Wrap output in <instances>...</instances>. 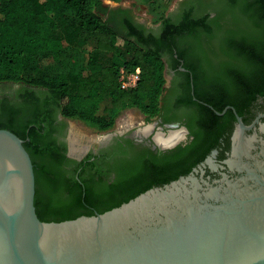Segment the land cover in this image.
<instances>
[{
  "label": "trees",
  "instance_id": "16d2710c",
  "mask_svg": "<svg viewBox=\"0 0 264 264\" xmlns=\"http://www.w3.org/2000/svg\"><path fill=\"white\" fill-rule=\"evenodd\" d=\"M104 1L0 0L5 62L0 65V88L17 86L14 92H0V129L25 141L35 166L37 214L44 222L74 220L119 207L170 183L206 151L203 144L188 161L154 175V186L121 173L114 186L94 198L82 176L67 168L71 161L53 135L57 113L103 131L126 110H139L149 118L160 115L167 85L166 55L175 69L184 62L195 85L212 81L218 65L224 70L218 78L228 75L235 82L241 66L253 69L251 77L264 78V0H205L199 10L188 7L177 21L165 18L157 34L147 32L129 10L109 9ZM208 7L217 8L215 17L207 13ZM92 39L95 50L86 61H76L67 69L30 72V66H39L46 56L59 59L66 45L72 52L80 51ZM215 55L220 61L217 67ZM138 67L137 86L123 88L122 70L134 72ZM187 82L190 85V79ZM107 99L111 107L103 117L100 111Z\"/></svg>",
  "mask_w": 264,
  "mask_h": 264
},
{
  "label": "water",
  "instance_id": "95a60500",
  "mask_svg": "<svg viewBox=\"0 0 264 264\" xmlns=\"http://www.w3.org/2000/svg\"><path fill=\"white\" fill-rule=\"evenodd\" d=\"M24 144L0 129V264H264V166L214 181L195 170L104 213L44 222Z\"/></svg>",
  "mask_w": 264,
  "mask_h": 264
},
{
  "label": "flooded vegetation",
  "instance_id": "af4514ba",
  "mask_svg": "<svg viewBox=\"0 0 264 264\" xmlns=\"http://www.w3.org/2000/svg\"><path fill=\"white\" fill-rule=\"evenodd\" d=\"M201 2L205 0H181L170 18L177 21L188 7L199 10ZM216 12V7L207 9L211 17H215ZM161 26L147 29V32L157 34ZM216 57L212 59L217 67L220 61ZM165 60L172 62L169 55ZM181 68H184L183 61L177 69H168L167 64L172 78L167 82L160 115L154 122H148L145 117L141 126L129 125L123 131L101 137L93 145L85 141L79 145V140L72 136L69 119L56 114L53 135L71 161L67 168L77 177L82 176L85 188L94 198H100L102 192L114 186L121 173L137 183L147 182L154 186V175L188 161L194 149L203 144L206 151L202 158L186 170L187 174L180 172L171 182L195 170L200 171L197 176L205 171L204 176L211 181L221 179V173L239 179L264 166V78L251 77L253 69L246 66L237 69L235 82L228 75L218 78L217 73L224 71L218 65L212 72V81L204 79L195 85L193 73ZM216 80L220 83L214 82ZM148 125L154 126L149 134L138 132ZM180 129H184L185 135L171 143L173 146L167 144L166 139ZM198 136L201 139L197 142ZM162 140L167 147L157 143ZM235 149H239L236 155ZM233 159L236 164L229 165Z\"/></svg>",
  "mask_w": 264,
  "mask_h": 264
},
{
  "label": "rangeland",
  "instance_id": "374dc122",
  "mask_svg": "<svg viewBox=\"0 0 264 264\" xmlns=\"http://www.w3.org/2000/svg\"><path fill=\"white\" fill-rule=\"evenodd\" d=\"M181 0H105L104 6L109 9L114 8H123L129 10L137 22L143 24L147 29H157L161 26L163 20L175 11ZM69 17L74 19V14L70 12ZM61 22V21H60ZM95 40H90L86 45L82 47L80 51L72 52L71 48L64 49L60 55L59 59H54L51 56H46L42 60V63L39 66H30V72L32 74H37L40 71H46L50 68H69L76 61H86L90 54L95 50ZM3 53L2 48L0 47V65H3L5 62L1 59V54ZM51 57V59H50ZM168 69L173 68V63L167 61ZM171 74L167 70V82L171 80ZM123 79L126 82H132L130 75L125 74ZM17 86H8L1 87L0 92L2 91H15ZM111 107V101L109 99L105 100L101 107L100 115L105 117L108 114V110ZM145 117L148 118V122H154L156 117L149 118L147 115L143 114L139 110L131 109L126 110L120 114L116 119L113 127L108 130H100L96 126L89 125L87 123L69 119L70 128L72 131V136L74 139L79 140V145L82 142H87L94 144L101 137L114 133L117 131L125 130L129 125L135 127L141 126L145 122Z\"/></svg>",
  "mask_w": 264,
  "mask_h": 264
},
{
  "label": "bare ground",
  "instance_id": "6f19581e",
  "mask_svg": "<svg viewBox=\"0 0 264 264\" xmlns=\"http://www.w3.org/2000/svg\"><path fill=\"white\" fill-rule=\"evenodd\" d=\"M154 128V126L153 125H148L147 127H145V128H143V129H140L138 132L140 133V134H149L151 131H152V129ZM176 133H178V131L177 132H174V133H172V135H170V137L168 138V139H166L167 140V144L168 143H173V142H176V141H178L180 138H182L184 135H185V132L183 131V132H179L180 134L179 135H177ZM162 135V134H161ZM145 136V135H144ZM163 136V135H162ZM160 137V136H159ZM158 137V138H159ZM162 138V137H161ZM157 139V138H156ZM163 141V140H162ZM164 142V141H163ZM239 150V149H238ZM237 150V151H238ZM236 154H238V152L236 153ZM239 154H241V152H239ZM242 155H240V157H241ZM236 159V158H235ZM234 160V159H233ZM238 160H239V158H238ZM237 161V160H236ZM241 161V160H240ZM258 163V162H257ZM256 163V164H257ZM236 164V163H235ZM239 164V163H238ZM242 164V163H241ZM232 165H234V163L232 164ZM260 165V164H259ZM263 166V165H262ZM256 170V169H255ZM2 241V240H1ZM1 241H0V247H1ZM9 262H4V264H8Z\"/></svg>",
  "mask_w": 264,
  "mask_h": 264
},
{
  "label": "built area",
  "instance_id": "2783aa9c",
  "mask_svg": "<svg viewBox=\"0 0 264 264\" xmlns=\"http://www.w3.org/2000/svg\"><path fill=\"white\" fill-rule=\"evenodd\" d=\"M140 73H141V68L138 67L136 69V71L134 72H129L128 70L126 69H123L122 70V73H121V82H122V87L125 88V89H133L137 86V83H138V80L140 78ZM127 74V75H130L131 79H132V82H126L124 79H123V76Z\"/></svg>",
  "mask_w": 264,
  "mask_h": 264
},
{
  "label": "clouds",
  "instance_id": "9594fccd",
  "mask_svg": "<svg viewBox=\"0 0 264 264\" xmlns=\"http://www.w3.org/2000/svg\"><path fill=\"white\" fill-rule=\"evenodd\" d=\"M183 131H184V129H180V132H183ZM176 134L179 135L180 133L178 132ZM157 143L160 144L161 146L167 147V145L164 144L163 141H157Z\"/></svg>",
  "mask_w": 264,
  "mask_h": 264
}]
</instances>
